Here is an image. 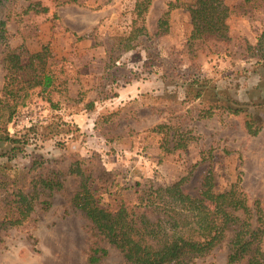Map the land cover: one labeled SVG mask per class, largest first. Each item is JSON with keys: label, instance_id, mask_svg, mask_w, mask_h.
<instances>
[{"label": "rangeland", "instance_id": "1", "mask_svg": "<svg viewBox=\"0 0 264 264\" xmlns=\"http://www.w3.org/2000/svg\"><path fill=\"white\" fill-rule=\"evenodd\" d=\"M29 1L49 11L11 14L8 46L0 48V91L7 50L25 63L47 47L55 84L46 91L35 89L8 124V132L20 142L0 144V180L5 190L28 189L32 179L54 170L64 187L54 192L48 210L37 204L23 224L0 228V264H86L88 222L72 205L78 181L67 171L74 161L92 154L115 175L116 186L102 195L112 209L138 204L141 191L182 179L183 189L199 196L210 166L216 191H227L241 179L251 202L260 200L264 208V130L252 137L242 117L220 111L199 116L202 105L233 99L264 121V60L258 62L248 49L264 30V0H222L230 14L229 42L207 38L190 46L192 16L185 7L172 9L168 24L148 48L135 50L124 47L126 30L146 22L155 31L175 0H153L145 17L134 12L137 0L20 3L27 6ZM180 1L199 6L198 0ZM108 53L118 61L116 82L106 86ZM198 78L206 80L198 82L202 88L196 87L205 90L206 104L185 100L186 90ZM26 117L37 122L31 124ZM160 125L166 127L156 129ZM182 130L190 138L187 149L166 152L165 147L174 145L171 135ZM37 164L41 166L31 171ZM3 205L0 202V217L8 213ZM226 253L222 246L193 264H227ZM102 264L125 262L110 248Z\"/></svg>", "mask_w": 264, "mask_h": 264}, {"label": "trees", "instance_id": "2", "mask_svg": "<svg viewBox=\"0 0 264 264\" xmlns=\"http://www.w3.org/2000/svg\"><path fill=\"white\" fill-rule=\"evenodd\" d=\"M20 1L0 0V48L8 46V24L13 12L22 16L49 11L40 2L29 1L27 6H23ZM152 3L153 0H137L134 12L145 17ZM169 5L155 31H151L146 22L142 27L126 30L128 36L123 40L124 47L131 50L148 48V43L153 42L161 34V28L168 24L172 9L185 7L192 16L190 46L195 40L207 38L221 42L231 40L227 24L230 14L224 10L222 0H198L196 9L182 4L180 0ZM248 49L254 52L258 62L264 60V30L256 46H249ZM50 56L49 49L43 47L41 51L29 55L24 63L7 50L4 59L6 74L0 91V144L20 142L8 132V124L20 108L27 106L35 89L46 91L55 84V77L47 66ZM117 61L118 57L108 53L104 74L106 86L116 82L113 71ZM202 81L206 80L198 78L191 82L186 90L187 102L200 99L202 104H206L203 100L205 90L196 88H202L198 84ZM243 106L233 99L229 100V104L218 101L202 105L199 116L207 118L220 111L242 117L246 133L252 137L259 135L264 130V121L256 119L250 109ZM164 127L160 125L156 129ZM171 136L174 145L172 148L165 147L166 152L187 149L190 140L187 131H177ZM98 159L97 154L79 158L67 171L78 181L72 205L88 222L90 244L86 264H102L110 255V248L122 255L125 264H193L209 257L222 246L227 251V264H264V208L260 200L251 202L241 186V179L229 190L218 192L210 166L199 196L188 194L182 187V179L167 187L141 191L138 204H121L112 209L111 203H105L102 195L110 194L116 186L115 175L107 171ZM39 166L41 164L33 165L31 171ZM63 184L60 173L54 170L48 176L39 175L32 179L28 189L5 190V182L0 180V202L8 209V213L0 217V228L23 224L37 204L41 209L48 210L54 192L60 191Z\"/></svg>", "mask_w": 264, "mask_h": 264}, {"label": "built area", "instance_id": "3", "mask_svg": "<svg viewBox=\"0 0 264 264\" xmlns=\"http://www.w3.org/2000/svg\"><path fill=\"white\" fill-rule=\"evenodd\" d=\"M26 119H27L28 122H30L31 124L37 122V121H36L35 119H33L32 117H26Z\"/></svg>", "mask_w": 264, "mask_h": 264}]
</instances>
